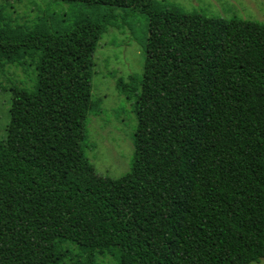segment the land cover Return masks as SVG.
Wrapping results in <instances>:
<instances>
[{"label": "trees", "instance_id": "trees-1", "mask_svg": "<svg viewBox=\"0 0 264 264\" xmlns=\"http://www.w3.org/2000/svg\"><path fill=\"white\" fill-rule=\"evenodd\" d=\"M108 12L71 30L0 14V67L39 52L34 90H13L0 139V264H258L264 259V23L160 0H66ZM113 7L149 18L131 171L86 156L94 53ZM141 91L137 93L138 86Z\"/></svg>", "mask_w": 264, "mask_h": 264}, {"label": "rangeland", "instance_id": "rangeland-1", "mask_svg": "<svg viewBox=\"0 0 264 264\" xmlns=\"http://www.w3.org/2000/svg\"><path fill=\"white\" fill-rule=\"evenodd\" d=\"M163 6L178 7L185 13H200L224 19H242L264 23V0H160ZM105 5L91 6L66 0H0V14L16 26L32 28L46 17L50 30H71L81 17L108 12ZM116 18L102 35L94 53L92 75L93 108L86 120L84 151L98 174L119 178L133 166L134 135L138 120L137 95L128 98L117 86L118 79L129 81L144 74L149 18L133 7H113ZM39 52L21 63L0 67V139L7 138L13 90H34L37 84ZM141 91L138 86L137 93ZM97 264H119L113 254L95 253ZM258 264H264L262 259Z\"/></svg>", "mask_w": 264, "mask_h": 264}]
</instances>
